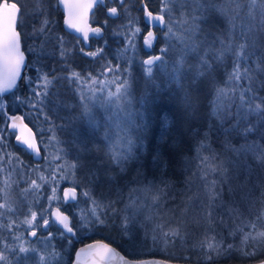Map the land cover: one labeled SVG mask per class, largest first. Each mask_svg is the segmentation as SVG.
<instances>
[{
    "label": "trees",
    "instance_id": "1",
    "mask_svg": "<svg viewBox=\"0 0 264 264\" xmlns=\"http://www.w3.org/2000/svg\"><path fill=\"white\" fill-rule=\"evenodd\" d=\"M55 2L56 0H18V7L22 6L28 10L22 28L23 46L25 48L33 44L42 46L45 51L51 52L52 56L44 57L39 65L36 57L30 56L26 61L27 69L24 76L17 86L0 95V99L3 100L0 107L7 109L5 117L17 113L23 115L24 120L35 131L39 142L46 140L53 145V157L58 159L57 162L53 158L50 161V156L43 147L42 162L29 161L26 186L31 181H35L37 185L42 183L43 190L38 192L37 196L42 195V199H48L53 190L49 181L55 183L60 176L55 174V166L64 161L73 170L75 178L82 182V186L88 185L94 193L93 200L89 201L90 204L86 203L84 208L92 207L96 212L95 216L104 223L95 226L88 224L86 230L85 227L79 226L77 203L86 201L79 195L82 187L79 184H71L64 180L63 187L77 188L78 198L73 202L59 199L49 207L47 201L37 202V199L32 197L35 196L32 193L36 191L33 186L27 209L33 217V228L39 235L37 240L45 241L51 235L54 237L51 245L45 243L46 251L50 255L43 264H72L77 247L97 239L112 244L132 259L161 258L178 263L207 264L206 254L210 251L207 245L210 243L213 245L211 251L215 256L213 264H251L263 260L264 236L258 234L264 232V204L260 206V210L253 212L251 209L249 211V208L255 206V203L259 202L258 198L262 197L260 187L264 183V160L262 159L260 163L258 158L255 159L251 155L237 156L228 149L229 144L238 147L243 138L236 129L226 131L225 128L229 125L221 124L220 121L225 119L224 113L229 106L235 107L239 103L237 97L250 83L248 77L259 82L255 90L249 93V96H258L259 99L249 101V97L245 96L244 100L248 101L244 105L245 108L251 110L257 104L264 108L262 103L264 72L258 70L264 68V26L260 25V21L264 20V0H256L255 7L248 6L251 0H241L236 5L239 9L238 15L242 14L245 18L250 16L255 21L257 31L253 35L259 38L261 44L254 60H249L247 64L241 63L240 79L228 78L232 73L230 56L222 58L223 63H214L202 76L197 75L195 71L194 66L199 63L201 52L209 46L219 49L217 43L219 40L227 43L228 29L234 27L229 23L228 16L219 14L214 9L209 8L202 14L204 16L202 19L198 18L202 31L194 39L197 42L203 41V44L198 51L189 53L187 66L177 75L171 70L174 64L170 56L168 61L158 63L153 74L149 76L141 61L150 55H160V49H166L169 44L173 49H177L179 45H185V41L189 39L186 35V24L189 19L186 10L182 12L173 10L171 21L165 14L166 30L156 28L158 38L151 49H148L143 45L144 33L148 27L142 6L146 5L149 11L161 14L162 0H126L123 7L116 3L115 6L120 9L118 16H109L104 8H100L93 21L96 22L95 26L102 28V35L97 43L103 48V57L100 55L89 57L84 54V49H76L72 56L71 51L66 52L65 59H69L70 63L63 64L62 55L56 47L55 30H58L61 24L59 12L54 7ZM227 2L230 3L231 0ZM174 5L175 0L168 7ZM36 9L43 11L44 16L40 17ZM38 19H47L51 22L50 30L45 33L47 42L32 38L33 26L37 28L41 26L36 23ZM252 20L246 22L251 23ZM25 33L28 35L25 36ZM53 36L56 40H53ZM232 39L236 44L242 42L241 37L235 32ZM236 51L240 52L241 49L237 48ZM107 68H110L111 72L119 69L122 73L119 76L121 80L131 81V93L133 92L135 97L143 98L147 94L143 104L136 103V106L143 108L145 112L141 121L144 134L138 137V144L134 150L127 153V160H120L124 171L115 166L111 156L108 155L107 159L103 155L108 154L106 137L104 133L93 128L92 117L95 116L92 114L96 111L94 108L91 109L88 103L91 93L86 83L101 76L108 70ZM249 68L254 71L248 72L245 76V70ZM124 72L128 74L126 77L123 75ZM84 105L88 106L89 113L83 112ZM7 122V119L0 120V124L3 125ZM251 138L264 139V134L258 130L251 134ZM9 146L11 147L12 143ZM77 153L90 160L112 161V167L109 169V166L96 165L89 175L83 176L71 164L75 162ZM237 159L246 160V166L241 170L236 169V172H228L235 175L232 182L220 192L213 191L218 194L217 201H223L225 206L230 203L232 208L237 207V203L251 198L252 203L246 206L243 203L244 208L240 210V215L236 214L229 222H223L226 227L216 222L209 225L202 216L192 221L194 211L204 201L202 191L206 189L204 186L207 184L206 174H212L208 171L207 165L219 161L230 164ZM2 160L0 158V162ZM211 177L215 178L214 175H208V178ZM234 178L241 184L238 185ZM105 185L111 188L110 192L102 190ZM84 190L87 191L88 188ZM144 193L156 194L160 203L157 206L161 208L159 222L166 225L159 227L157 223L153 228L149 224H144V227L138 228L136 223L137 226L134 224L131 227L134 239L130 240L128 235L122 234L121 231V220L127 224L131 215L130 210L123 208V205L130 203L139 205L140 201L145 199ZM242 194H247L246 198L242 199ZM22 198H25L24 195ZM53 206L59 207L72 218L76 236L70 242L61 237L60 228L50 220ZM180 210H184L183 214L179 213L181 217L177 215ZM217 211L218 215L225 217L223 210ZM169 212L174 215L168 222L167 216L163 215ZM41 215L44 217V224L50 221L47 235L39 230ZM205 216L208 215L205 213ZM244 222L252 223L254 227L251 230L244 229L245 233L251 231L252 235L246 242L239 233L229 235L228 232V229L232 228L236 231ZM24 229L13 223L9 217L0 216V264H14V261L22 263L25 259L27 261L23 264H35L36 258H39L38 249L33 251L35 255L28 257L23 255L22 258L19 253V231L25 233ZM28 242L34 240L30 238ZM228 244L232 245L231 249L226 247Z\"/></svg>",
    "mask_w": 264,
    "mask_h": 264
},
{
    "label": "snow or ice",
    "instance_id": "2",
    "mask_svg": "<svg viewBox=\"0 0 264 264\" xmlns=\"http://www.w3.org/2000/svg\"><path fill=\"white\" fill-rule=\"evenodd\" d=\"M101 4L104 3V0H99ZM241 2V0H231L230 3L227 0H175V5L173 7H168L169 4L173 3V0H162V7L160 9L161 14L157 16H153L152 11L147 10V6L143 5L146 12V20L151 18V20H156L160 22L161 29L166 30V26L164 24L165 14L168 15L169 21H171V14L173 10L177 12L185 11L187 12V16L189 17L188 22L186 24V35L189 37L187 41H185V45H179L177 49H173L172 45L169 44L166 49L161 48L160 55H150L149 58H145L141 61L144 65L145 72L151 76L154 72V69L158 63H162L164 61H168L169 57L173 58L174 67L171 69L172 71L176 72L177 75L179 74L180 70L187 66V57L189 56L190 52H196L199 50L200 46L203 44V41L197 42L194 38L196 35L202 31L200 24L198 23V18H203V13H206L209 8L214 9L219 14H224L228 16L229 23L233 25V28L228 29L227 35V43L224 40H219L217 43L219 44V49L215 48V46H209L206 48L205 51L201 52V59L199 63H197L195 67V71L197 75L202 76L207 73L213 66L214 63H223L224 57H231L232 60V73L228 77L229 79H240V68L241 63L247 64L249 60H254L256 57V52L258 48L261 46L259 42V38L253 33L257 31V25L254 20L249 16L245 18L242 14L238 15L239 9L236 7ZM97 3V0H94V5ZM116 3L123 7L125 0H116ZM208 7H205V6ZM249 7L256 6V0H251V3L248 5ZM27 9L18 7V0L17 2L9 3L8 0H0V29H6L10 31V37L5 41L2 52L6 56H11L15 59V65L9 68L5 65L4 68V75L3 79L6 83V86L0 89V95L11 91L17 84L18 81L21 79V73L26 71L27 63L26 61L30 56L36 57L37 64L39 65L41 60L44 57L52 56L51 52L45 51L42 46H37L35 44L24 47L22 44L23 36H22V28L24 26V17L27 13ZM36 12L40 17L44 16V12L36 9ZM120 12V9L116 6L107 8V13L109 16H117ZM246 20H252L251 23L246 22ZM37 24H40V27L33 26L32 28V38L36 39L39 38L42 41L47 42V37L45 35L51 28V22L47 19L36 21ZM260 25L264 26V20L260 21ZM75 27V25H73ZM234 30V31H233ZM83 31L84 39H88V31ZM91 31L96 34L97 37L102 35L101 28H95ZM139 31V29H137ZM233 32L236 35L241 37L242 42L236 44L233 39ZM152 33V32H149ZM25 36L28 35L27 33L24 34ZM250 41L246 42L245 41ZM59 39V38H57ZM166 39V38H165ZM245 44L247 47H245ZM147 47L151 49L152 43H147ZM241 49L240 52H237L236 49ZM89 57H96L100 55L103 57V48L99 49V51H90L84 53ZM61 55L63 53L61 52ZM260 72H264V68L258 69ZM254 71V69H246L245 76H247L248 72ZM113 73L115 76H120L122 73L119 69H114ZM73 75H77L73 73ZM123 75L126 77L128 74L124 72ZM39 72L37 75V79H39ZM66 79V78H65ZM250 81L248 87L239 94L237 100L239 101L235 107L229 106L228 110L224 113L225 119L220 121L221 124L227 123L229 126L225 128L226 131L230 132L233 129H236L239 134L241 135L242 142L239 143V146H233L232 144L227 145V148L233 151L237 156L244 154V155H252L255 159L257 156L264 157V139L259 138H251V134L256 131H261L264 134V108H261L260 104L255 105V107L251 110L245 108V104L248 101L244 100L245 96L249 97V101L252 99H259V97L249 96V93L255 90V87L259 85V82L253 80L252 77H248ZM50 83V81H46ZM116 81H114L115 83ZM31 84V81H30ZM119 86L116 87L115 93L109 92L107 95L112 99L109 101L110 103L116 104L118 99H126L127 103L124 105V112L120 115L121 122L123 124V130L128 132V135L125 137V143L127 147L126 153L123 154V160H127V153L132 151V146L134 144L133 132L140 128V124L134 119L133 110L129 111V105H131L132 95H131V81L127 79H122L118 81ZM36 94V93H34ZM86 99V98H85ZM0 103H3V100L0 99ZM236 103L235 101L233 102ZM264 103V102H262ZM213 101H210L211 110H212ZM2 111V110H0ZM84 113H89V108L87 105H84ZM15 128V124L12 125ZM29 148L32 147L30 144L28 145ZM79 163V162H78ZM116 167L120 169V171H124L123 163L120 160L113 161ZM75 167V166H74ZM80 167V164H79ZM78 167V168H79ZM77 168V167H76ZM77 168V169H78ZM250 171V170H249ZM95 175V173H92ZM73 191L69 194L66 200H75L77 198V191L76 187H68ZM67 188V189H68ZM88 188V190H84ZM231 191V189H230ZM80 196L85 198L86 201H92L94 193L88 185H83L81 187V191L79 193ZM247 194H242V199L246 198ZM223 205V201L220 202ZM114 207V205H112ZM111 210V208H109ZM59 212V210H57ZM229 214H232L234 211L232 208L227 209ZM237 212V209L235 210ZM88 216L91 217L89 220L87 217L84 220H79L78 223L87 228L88 224L95 226L96 224H102L104 221L99 217L95 216L93 212H89ZM68 217L64 215L58 214L56 220L60 222L62 227L60 228V235L62 238L65 239L66 242H70L75 237V232L73 231V227L69 226L67 223ZM41 227L39 230L43 232L45 235L49 233V225L50 221L47 224L43 223L44 217L41 215ZM136 225L135 221L129 219L127 224H124V221L121 220V231L122 234H127L130 240L134 239L133 232L131 231L132 225ZM208 224H212V220H208ZM137 226V225H136ZM222 227H226L223 222H221ZM235 227V225H234ZM247 228L251 230L253 227L252 223L244 222L240 224V226L233 231V228L230 230L228 229L229 235H236L239 233L242 236L243 241H248L252 238L250 235L251 231L248 233L244 232V229ZM66 229V232L64 231ZM213 232V231H209ZM259 236H264V232H260ZM54 237L48 236V239L45 241H41V243H47L49 245L52 244ZM35 242V241H34ZM202 249L204 245H201ZM228 249H231L232 245L228 244L226 246ZM207 248L210 250L206 254V262L207 264H213L215 260V256L211 251L213 249L212 244H208ZM29 255H35V253H29ZM23 258V256H22ZM19 264V261H18Z\"/></svg>",
    "mask_w": 264,
    "mask_h": 264
},
{
    "label": "rangeland",
    "instance_id": "3",
    "mask_svg": "<svg viewBox=\"0 0 264 264\" xmlns=\"http://www.w3.org/2000/svg\"><path fill=\"white\" fill-rule=\"evenodd\" d=\"M158 27L161 28V26H158ZM149 32L150 30L147 29V31L144 33L143 45L145 47H147V43H152V46H153V44L155 43L154 39L156 40V38H158V33L156 30H155L154 37H153L154 39L150 38ZM107 69L108 70L104 71V73H102L101 76L93 78L92 80L86 83L87 84L86 86L90 87V93H91L88 103H90L91 109L94 108L96 111L95 113L92 114L93 116H95V117H92L94 120V123H92L93 128L94 129L96 128L97 131L104 133L106 137V149H107L108 154L106 156L103 153V155L107 159H109L108 158V155H109L114 160H122L123 154L126 153L127 151L125 137L128 135V132L126 130H123V124L121 122L120 115L124 112V105L127 103V100L118 99L116 104L109 102L112 98L109 97L107 93L109 92L115 93L116 87L119 86L118 81L121 80V78L119 76H115L113 71L111 72V70H109L110 68H107ZM114 81L116 82L114 83ZM131 95H132V101H131V105H129L128 110L129 111L133 110L134 119L140 124V128L133 132L132 139L134 140V144L132 146V150H134V148L138 144V140H137L138 137L144 134V129L141 127V121H143L144 116H145V112L143 111V108L141 107L138 108L136 106V103L139 102L140 104H143L145 96L147 94L143 98L135 97L133 92L131 93ZM3 108L4 107H0V110H2ZM1 114H2V117L0 120L4 119L3 116L5 115V112L2 110L0 111V115ZM42 146L44 147V150L47 152V154L50 156L49 160L51 161V159L53 158L55 159V162H57L58 161L57 157H53V152H54L53 145L47 141L46 143H42ZM2 150H5V149L3 148ZM75 156H76L75 162H71L72 167H74L75 165V167L78 168L80 164V167L76 169L79 170L83 176L89 175L90 174L89 172L93 171L96 165H100L101 167L109 166V169L112 167L111 166L112 161H109V160H104V159L103 160L100 159V161L90 160L89 158L81 156L78 153ZM0 158L3 159V154H0ZM257 158H258V161H260V163H262V159L264 160V157L260 159L261 157L257 156ZM245 161L242 159L241 160L237 159V160L232 161L230 164H225L224 162L219 161L218 163L207 165L208 171H210L212 174H206L207 184L204 185L206 189L202 191L204 195L203 196L204 201H203V204L199 206L198 208H196V210L194 211L192 221L202 216L204 217L206 221L211 219L212 222H216L219 224L221 222L227 223L232 218V216H235L236 214L241 213L240 210L244 208L243 203L245 206L252 203L253 200L251 198L247 200H242L241 202L237 203L238 204L237 207H233V208L230 203L226 206L224 205V203L223 205H221L220 203L221 201H217L218 194H215L213 191V190H216L220 192V190L224 189L228 183L232 182V178L235 177V175L229 174L228 172L230 171L236 172V169L241 170L247 164V162ZM6 162H7V165H9L11 175H12V172H11L12 165L15 170L13 172V175H16L18 173V171H16L18 170V167L15 166L17 160L15 161L14 159H10L9 161L7 160ZM3 163H4V160L0 162V216L5 215L6 217H9L11 219V215L8 212V207L10 206L11 208V203L13 204V201H10L9 203L6 204V198L10 199L11 196H13L16 199L17 198L19 199V201L21 202V205L20 203H16V202L14 203L16 205V210H19L21 206V213L20 214L17 213V216H16L17 219L15 218L11 219L13 223H17L21 228L22 227L25 228L23 231H26L25 233H23L22 230L19 231L20 233L18 236L19 237L18 240L20 241L18 243L19 253H21L22 256L27 255L28 257L29 253H33L35 249H38L39 258H36L35 264H43V262L47 261L50 254L48 253V251H46L45 243H41L42 240H37L39 235L38 233L37 234L34 233V232H37V230L33 228V223H32L33 217L30 216L29 214L30 211L29 209H27V207L30 205V199H31L30 196H31V193L33 192V186L36 188V191L32 193V195L35 194V196H32V197H35V199H37V202H41L43 200L45 203V201H47L48 203L47 207H49L51 203H57L59 199L60 200L64 199V192L68 188V187H63L64 180L70 182L71 184H79V186H82V182L78 180L77 178H75L73 170L67 166V163L64 161H61L60 163L56 164L55 166L56 169L54 171L55 174L60 175L58 177V180L55 183L54 181H49L53 188L52 192L50 193L48 197L49 201L48 199H42V195L37 196L39 194L38 192L43 190V185L42 183L37 185L35 181H31L29 183V188L25 189L26 191L24 193L22 192L25 198H21L22 195L21 197L19 196V191H17L15 194H11L12 190H14V187H15L14 183L16 182L17 179H13L10 177V173L7 170H5L4 167L2 166ZM208 175H214L215 178H212V177L208 178ZM234 180H236L235 182L238 184V180L236 178H234ZM263 186H264V183L261 184V187H260L262 197L258 198L259 202L255 203V206H253L252 208H249V211L250 209L252 212L257 209L260 210L261 209L260 206L264 204V187ZM110 189L111 188L108 185H105L102 190L105 192H110L111 191ZM2 193H3L5 201L2 200ZM144 195H145V199L140 201L139 205L131 204V203L123 205L124 206L123 208L125 209L128 208L130 210L129 213L131 215L129 219L134 220L135 223H137L138 228H140L141 226L144 227V224H149L151 227L155 228L157 223H158L157 226L163 227L166 224H164V222H159V218L161 217V208L157 206V204H160V203L158 202L156 194L153 193L151 195L148 193H144ZM86 203L90 204L89 201H80L79 203H77L79 220H84L86 217H88V213L91 212V210L96 215V212L92 207L89 209L84 208V205ZM53 207H51V210ZM228 208H232L234 210L232 214L228 213L227 211ZM217 209L223 210L225 217L222 218L220 215H218ZM236 209H237V212L235 211ZM179 213L183 214L184 210H180L179 212H177V215L181 217ZM205 213L208 216H205ZM173 215H174L173 213L169 212V213H165L163 217L167 216V221L169 222L170 218L172 219ZM18 219L20 220L18 221ZM88 219L90 220L91 217H88ZM20 223H23V224H20ZM79 226L81 228L84 227L81 224H79ZM168 226L172 227L170 225ZM174 228L178 230L177 227L174 226ZM31 233L35 234L34 237L32 238V240H34L35 242H28V239L31 238L29 237L31 236L30 235ZM25 236H27V238ZM40 243H41V246H39ZM26 261L27 260L25 259L22 263L19 262V264H23ZM14 264H18V261L17 262L14 261Z\"/></svg>",
    "mask_w": 264,
    "mask_h": 264
},
{
    "label": "flooded vegetation",
    "instance_id": "4",
    "mask_svg": "<svg viewBox=\"0 0 264 264\" xmlns=\"http://www.w3.org/2000/svg\"><path fill=\"white\" fill-rule=\"evenodd\" d=\"M126 1V0H125ZM56 4L54 7L57 9L60 15V26L58 30H55V35L57 39L56 47L58 49L59 53H63L62 55V62L63 64L70 63L68 62L69 59L65 56L66 52L71 51V56L73 55V51L76 49H84V53L90 52V51H95L96 49H101L100 45H98L97 40L101 37H97L96 34H94L92 29L95 28H101L95 26V23L93 21L94 16L96 15V12L100 8L105 9V13H107V8L113 7L116 4V0H104V3L101 4L99 0H97V3L94 5V0H56ZM113 5L111 6L110 5ZM64 7H67L70 12L73 15L72 21L75 24V29L78 30L79 34H75L70 32L69 28L71 27V24L68 22V16L64 12ZM120 14V12H119ZM118 14V15H119ZM117 15V16H118ZM155 15V13H153ZM145 17V22L147 24L148 29L150 30V38L154 37V33L156 28L159 26V23L155 20L147 19L146 20V13H144ZM88 31V39H84L83 31ZM102 29V28H101ZM6 29H0V63L5 64L8 63V58L9 56H6L2 52L3 45L5 41L10 37L11 33L8 32ZM52 34L53 30H52ZM54 38V39H53ZM53 40L55 39V36H53ZM154 39V38H153ZM155 41V39H154ZM148 48V47H147ZM149 49V48H148ZM1 70V69H0ZM24 76V72L21 73V78ZM21 80V79H20ZM19 82V81H18ZM1 89L3 87H0ZM5 112V115L3 118L6 120L7 123L0 124V154H3V167L5 170H7L10 173L9 165H7V160L9 161L10 159H14L15 161L17 160L15 166L18 167V173L16 175H13V172L15 171L12 165V175L10 173V177L13 179H17L16 182L14 183L15 187L14 190H12L11 194H15L17 191H19V196L23 195V193L26 191L25 189L29 188V183L26 186V178H28V172H29V167H30V160L34 162H42L44 158V151H43V146L42 143H46L47 141L39 142V139L37 138V135L35 131L30 127L29 124L24 120L23 115L21 114H16V115H10L6 116V111L7 109L3 108L2 109ZM17 116H20L23 123L19 124L18 122L12 123L11 120ZM2 117V116H1ZM15 124V128L12 127V125ZM22 131V133H21ZM23 135V140L20 141V143H17V139ZM34 138V143L35 146L33 145V138ZM12 143V146L10 147L9 144ZM31 145L32 147L29 148L28 145ZM10 147V149H9ZM5 150H2V149ZM36 149L40 152L42 155L41 160H38L35 158V152ZM23 192V193H22ZM22 198V197H21ZM15 199V200H14ZM18 199V198H17ZM13 196H11L10 199L6 198V204L9 203L10 201H13V204L11 203V208L10 206L8 207V212L11 215V219L15 218L17 219V213H21V206L19 210H16V203H20L19 199L17 200ZM2 200H4V196L2 193ZM5 201V200H4ZM20 219H18L19 221ZM37 233V232H35ZM30 237V236H29Z\"/></svg>",
    "mask_w": 264,
    "mask_h": 264
},
{
    "label": "water",
    "instance_id": "5",
    "mask_svg": "<svg viewBox=\"0 0 264 264\" xmlns=\"http://www.w3.org/2000/svg\"><path fill=\"white\" fill-rule=\"evenodd\" d=\"M63 9L66 15L68 16V22L71 24V27L69 28L70 32L79 34L78 30L75 29V27L73 26L75 24L72 21V18H73L72 13L67 7H64ZM157 15L159 14H156L155 16ZM5 65H7L9 68L13 67L15 65V59L9 56L8 63H5V64L0 63V69H1L0 70V87L6 86V83L3 79ZM11 122L12 123L18 122L19 124L23 123L20 116L13 118ZM23 139H24L23 135H21L17 139V143H20V141ZM32 146L36 147L34 143V138H33ZM35 158L38 160H41L42 158V155L37 149L35 152ZM72 191H73L72 189L68 188L65 191V198H67ZM67 201H73V200H67ZM57 210H59V212ZM58 214L67 216L69 218L67 223L69 224V226L72 227V219L70 215L67 213H64L59 207H55L52 209L51 214H50V220L53 221L59 228H61L62 225H60V222L56 220V217L58 216ZM64 231L66 232V229ZM73 231L75 232L74 229ZM30 235H31V238H33L35 234L31 233ZM75 236H76V232H75ZM72 264H186V263L172 262V261L161 259V258L132 259L126 256L122 251H120L118 248H116L112 244L102 239H97V240L90 241L88 243H85L77 247L75 254H74V259L72 261ZM251 264H264V259L261 261H257L255 263H251Z\"/></svg>",
    "mask_w": 264,
    "mask_h": 264
}]
</instances>
